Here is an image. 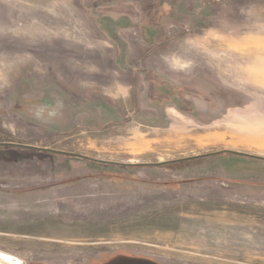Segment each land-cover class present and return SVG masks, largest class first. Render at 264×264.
<instances>
[{"label": "rangeland", "instance_id": "1", "mask_svg": "<svg viewBox=\"0 0 264 264\" xmlns=\"http://www.w3.org/2000/svg\"><path fill=\"white\" fill-rule=\"evenodd\" d=\"M89 260L264 264V0H0V264Z\"/></svg>", "mask_w": 264, "mask_h": 264}, {"label": "crops", "instance_id": "2", "mask_svg": "<svg viewBox=\"0 0 264 264\" xmlns=\"http://www.w3.org/2000/svg\"><path fill=\"white\" fill-rule=\"evenodd\" d=\"M30 149V148H29ZM31 150V149H30ZM33 150V149H32ZM47 150V151H46ZM40 152H45V153H56V152H51V150H50V152L48 151V149H46V148H43L42 150H39ZM57 153H59V152H57ZM71 155V154H70ZM102 163V162H101ZM171 163H173V162H171ZM174 163H176V162H174ZM94 261H96V262H103V260H89L88 261V263L87 264H92ZM149 261V260H148ZM155 262V261H154Z\"/></svg>", "mask_w": 264, "mask_h": 264}, {"label": "flooded vegetation", "instance_id": "3", "mask_svg": "<svg viewBox=\"0 0 264 264\" xmlns=\"http://www.w3.org/2000/svg\"><path fill=\"white\" fill-rule=\"evenodd\" d=\"M152 260V259H151ZM156 264H160L159 262L155 261Z\"/></svg>", "mask_w": 264, "mask_h": 264}, {"label": "water", "instance_id": "4", "mask_svg": "<svg viewBox=\"0 0 264 264\" xmlns=\"http://www.w3.org/2000/svg\"><path fill=\"white\" fill-rule=\"evenodd\" d=\"M225 152H228V151H224V153H225ZM236 153H237V152H236ZM237 154H241V153H237ZM190 159H191V158H190Z\"/></svg>", "mask_w": 264, "mask_h": 264}]
</instances>
